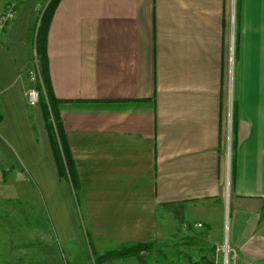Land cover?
<instances>
[{
  "label": "crops",
  "instance_id": "0c3cea01",
  "mask_svg": "<svg viewBox=\"0 0 264 264\" xmlns=\"http://www.w3.org/2000/svg\"><path fill=\"white\" fill-rule=\"evenodd\" d=\"M17 1L0 30V220L8 209L21 218L0 236V264L76 263L77 249L90 264L151 241L158 252L176 208L192 205L201 231L225 237L231 264H264V0L58 2L46 69L73 195L25 94L47 0ZM212 244L185 264H211Z\"/></svg>",
  "mask_w": 264,
  "mask_h": 264
},
{
  "label": "rangeland",
  "instance_id": "374dc122",
  "mask_svg": "<svg viewBox=\"0 0 264 264\" xmlns=\"http://www.w3.org/2000/svg\"><path fill=\"white\" fill-rule=\"evenodd\" d=\"M9 0H4V4L6 6V2ZM13 2H18L17 0H11ZM45 0H39V2H42ZM49 2V0H47V3ZM47 3H43V7L42 9H40V15L43 13V10L45 8V6L47 5ZM37 19L39 16V12L36 13ZM11 22V21H9ZM8 22V23H9ZM7 23V24H8ZM33 46L35 47V44L33 43ZM32 65L30 66V70H35L40 78V73H39V63L37 61V58L35 57V49H34V56L32 55ZM37 84V83H36ZM36 84L35 87H36ZM30 107H34V106H39L41 108L40 102L36 103L35 105H29ZM45 122V121H44ZM73 191V190H71ZM74 194V191L72 192V195ZM224 201V199H223ZM226 202V200H225ZM5 202H0V205L3 204ZM15 203V202H13ZM76 206V205H75ZM77 207V206H76ZM198 210L196 208L195 205L192 206H184V207H178L176 208V213L175 215L173 214L171 217H174L175 220L178 221V225L177 226H172L170 224V222H166V224L168 225L166 227V235L163 236L162 239L159 240L158 242V252H155V248H154V252H152L149 256H147L145 258V263L147 264H185V262L188 261H193L195 258L196 254H201V252H199L198 248L201 251H205V249L209 250V246L212 242L216 243L219 242L218 245H215L213 247V244L211 245L212 252L215 251L214 254H218L220 252L219 255V260H220V264H224V256L228 257L226 264H231L232 261V254L230 252V250L228 249V252H226L225 250H223L226 246H227V242L226 240H224L225 237H222L221 240L219 241V238L221 236L220 234V230L219 228L214 229L213 231H210V233L205 232V231H201L200 227L198 224L200 223L201 225V221H199L202 216L198 215L197 213H195V211ZM16 211H19L16 212ZM11 210L8 209V215L9 217L7 218V220H0V236L3 235H7L9 229L12 230V228H16V226L10 227L8 225V221H11L13 224L16 223V225L20 222H18V220L21 218V211L20 210ZM45 215H47V218L45 219L47 223L50 222V218L48 217V213L47 211H45ZM50 224V223H49ZM17 228L19 229L20 227L17 226ZM24 228V227H23ZM175 233H174V230ZM53 230L51 228H49L48 230H46V232H52ZM190 233V231H195V234L192 235H188V236H183L186 233ZM37 231H32L30 229V247L34 246L38 244V242H33L32 240L34 239L33 236L36 235ZM2 233V234H1ZM11 235H15L16 231H10ZM1 240L6 241L7 239L5 238H1ZM1 246L5 247L7 246L5 244V242H1L0 244ZM155 246V245H154ZM191 246L195 247V251L193 252V249H191ZM205 248V249H203ZM161 249V250H160ZM217 249L219 250V252L217 251ZM31 253H30V260L36 256L35 253H32V249H30ZM60 251V250H59ZM58 251V252H59ZM68 254L70 255L71 250H68ZM5 252V250H4ZM76 254V263L77 264H85L86 259H85V255L84 252L81 249H77L74 252ZM36 255H38V252L36 253ZM71 256V255H70ZM68 258V257H67ZM69 259V258H68ZM66 259V261H69L65 264H76L73 260V263L71 262V260ZM214 259V258H213ZM186 260V261H185ZM222 261V262H221ZM139 263V262H138ZM90 264H100V261L98 259V256L92 257L90 260Z\"/></svg>",
  "mask_w": 264,
  "mask_h": 264
},
{
  "label": "trees",
  "instance_id": "16d2710c",
  "mask_svg": "<svg viewBox=\"0 0 264 264\" xmlns=\"http://www.w3.org/2000/svg\"><path fill=\"white\" fill-rule=\"evenodd\" d=\"M60 0H49L45 6L43 13L40 16L38 25H33L34 38L33 43L35 44V57L39 63L40 81L36 85L39 91V102L43 111V118L50 131V140L52 152L54 155L55 163L60 176L68 178L73 191L76 192L78 189V179L74 168L73 161L65 144L63 133L60 132V122L58 113L55 109L58 99H56L51 93V87L49 85L47 76V55H46V41L47 32L50 21L54 14V11ZM38 102V103H39ZM233 134V133H232ZM60 143V145H59ZM233 135L231 139V147L234 148ZM0 172L5 176L6 171L0 169ZM154 241L145 243H134L130 245H124L118 249H114L108 252L102 257H98L99 261L104 258H111L114 256H134L138 260V264L145 262V258L149 256L154 250ZM144 252L146 255H144Z\"/></svg>",
  "mask_w": 264,
  "mask_h": 264
},
{
  "label": "built area",
  "instance_id": "2783aa9c",
  "mask_svg": "<svg viewBox=\"0 0 264 264\" xmlns=\"http://www.w3.org/2000/svg\"><path fill=\"white\" fill-rule=\"evenodd\" d=\"M16 14V7L15 2L9 0L6 2L5 8L0 12V30L11 20L14 19ZM233 21V17H232ZM27 78L29 82V87L26 89V99L28 104L35 105L39 102V91L37 87H35L34 84H38L40 81L39 75L35 70H30V68L27 70ZM36 84V85H37ZM230 141V134H228V142ZM228 249L230 250L228 244L223 249L226 252H228ZM219 252V250L217 249ZM231 252V251H230ZM232 254V253H231ZM227 256V255H226ZM224 256V264H226L228 257ZM233 258V255H232ZM222 262V261H221ZM211 264H220L219 256L218 254L214 258L213 262Z\"/></svg>",
  "mask_w": 264,
  "mask_h": 264
}]
</instances>
